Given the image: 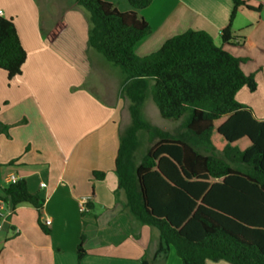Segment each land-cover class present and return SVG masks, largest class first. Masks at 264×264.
I'll return each instance as SVG.
<instances>
[{"label":"crops","instance_id":"obj_1","mask_svg":"<svg viewBox=\"0 0 264 264\" xmlns=\"http://www.w3.org/2000/svg\"><path fill=\"white\" fill-rule=\"evenodd\" d=\"M103 1L121 12L133 10L128 0ZM244 1L253 10L241 7L232 24L233 35L244 37V43L220 46L236 58L256 60L249 71L247 62L242 69L255 76L257 90L244 88L236 96L251 108L245 102L249 97L264 101V5ZM42 4L0 0L2 17L14 20L27 52L20 76L10 80L0 70V197L8 176L25 180L29 192L45 200L42 218L51 221L46 224L51 234L41 229L31 204L2 202L0 264H182L174 248L166 259L155 255L159 231L130 217L119 189L116 159L125 107L130 106L122 96L126 76L89 48L84 9L75 2H53L44 14ZM57 5L60 22L54 20ZM233 9V0H154L139 12L152 32L136 44L135 53L149 56L190 29L205 31L216 42ZM245 48L256 53L243 56ZM251 109L264 121V114ZM83 235L86 255L79 262Z\"/></svg>","mask_w":264,"mask_h":264},{"label":"trees","instance_id":"obj_2","mask_svg":"<svg viewBox=\"0 0 264 264\" xmlns=\"http://www.w3.org/2000/svg\"><path fill=\"white\" fill-rule=\"evenodd\" d=\"M153 1L128 0L133 10L121 12L103 0H74L89 16V48L126 76L122 96L130 101L131 125L121 134L116 159L125 208L134 221L159 231L157 257L166 259L174 248L182 264H264V121L236 99L244 88L257 90L255 76L243 72L246 59L200 30L138 56L136 44L152 32L139 12ZM233 3L220 36L223 44L240 46L245 38L233 35V21L241 7L253 8L244 0ZM26 60L14 20L0 17V70L12 80ZM150 89L164 119L185 118L179 131H163L143 118ZM140 132L153 145L137 164ZM2 202L31 204L41 229L51 234L42 218L45 200L30 193L25 180L4 188L0 207ZM84 240L83 235L79 262L86 255Z\"/></svg>","mask_w":264,"mask_h":264},{"label":"rangeland","instance_id":"obj_3","mask_svg":"<svg viewBox=\"0 0 264 264\" xmlns=\"http://www.w3.org/2000/svg\"><path fill=\"white\" fill-rule=\"evenodd\" d=\"M40 1L42 4L43 0H40ZM62 1H65L66 3H73L74 2V0H49V1L45 0L46 4H44V3L42 4L43 5V13L44 14L48 13V11L50 10V6L52 5L53 2L54 3H57V2L62 3ZM54 8H55V12H56V15H54V20H55V22H60L61 21L60 7L57 5ZM221 42H222L221 39L220 40L217 39V41L215 43L218 46H220ZM242 48L243 47H241V49ZM243 51L246 54L245 53H242V54H243V56H246V57H250L249 55H254L256 53V51H253L250 54V52L248 51L247 48L243 49ZM255 64H256V60H254L253 62L247 60V68L245 67V71H249L250 69H252L255 66ZM250 94H251V96L254 95V93H250ZM245 102L249 103V105H251L250 107L253 108L254 110H256V112L259 115L264 114V101L259 97V95H256L255 97L254 96L249 97ZM128 106H129V103H127L126 107H125L126 114L124 116V121H123V125H122L123 132H125V130L131 125V115H130ZM142 115H143V118L148 123H150L151 125L156 126V127L160 128L161 130L167 131L170 133H175L176 131H179L185 122V118L180 120V121L164 119L161 116L158 107L156 106V104L153 101L151 89L146 93L145 101H144V104L142 107ZM139 140H140V146H139V148L135 154V162L137 164H139L141 162V160L145 156L147 150L153 145L149 140V135L145 132L139 133Z\"/></svg>","mask_w":264,"mask_h":264},{"label":"built area","instance_id":"obj_4","mask_svg":"<svg viewBox=\"0 0 264 264\" xmlns=\"http://www.w3.org/2000/svg\"><path fill=\"white\" fill-rule=\"evenodd\" d=\"M262 5H264V0H262ZM2 16H3V12L0 11V17H2ZM5 180H6V182H7L8 185L15 184V183H17V182L20 181L19 178L17 176H15V175L8 176ZM41 187H44V184L41 185ZM46 224L47 225H50L51 224V221L49 219L46 220Z\"/></svg>","mask_w":264,"mask_h":264}]
</instances>
